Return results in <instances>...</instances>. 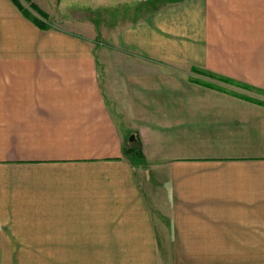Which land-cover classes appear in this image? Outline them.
<instances>
[{
  "label": "crops",
  "instance_id": "0c3cea01",
  "mask_svg": "<svg viewBox=\"0 0 264 264\" xmlns=\"http://www.w3.org/2000/svg\"><path fill=\"white\" fill-rule=\"evenodd\" d=\"M30 1L45 12L50 0ZM187 13L156 5L108 37L180 72L144 75L120 122L91 38L47 20L41 29L0 0V264L5 254L83 264L77 254L172 253L189 264L188 254L264 253V87L235 79L225 58L142 51L191 42ZM195 70L224 85L182 77Z\"/></svg>",
  "mask_w": 264,
  "mask_h": 264
},
{
  "label": "rangeland",
  "instance_id": "374dc122",
  "mask_svg": "<svg viewBox=\"0 0 264 264\" xmlns=\"http://www.w3.org/2000/svg\"><path fill=\"white\" fill-rule=\"evenodd\" d=\"M17 1L27 11L29 10L31 16L43 22L47 20L52 26L61 30L65 29L91 38L98 59L97 68L103 93L113 112L118 114L116 119L120 122L126 121L127 118L131 121L128 100L136 99L137 83L144 75L147 82H152L154 74L158 77L161 72L158 71L159 69L173 75L180 73L160 62L139 60L131 55L139 51L137 48L117 46L111 42V38L108 39L113 31L115 34L120 27L133 25L139 17L148 16L149 9L156 5L171 4L177 6L178 10L187 8V17L189 20L192 19L190 22L192 39L189 38L188 41L191 42L183 45H146L142 51L155 50L188 53L203 58L206 55L210 58L214 56H218L217 59L225 58L230 61L228 64L234 65L230 72L238 73L235 79L246 84L250 83L249 86L253 88L264 87V0H140L142 3L135 0H111L114 3L110 7L107 6V0H50L46 2L45 12L37 6L39 12L33 10L30 0ZM94 32L97 33L94 35ZM231 54H235L236 57ZM182 73L184 72H181V75ZM202 73L195 70L194 74L182 75V77L191 78L194 82L222 84L218 83L217 78L213 80L211 76ZM129 90L132 93H128ZM252 92L257 94L259 91L252 90ZM120 132L126 141L132 140L133 136L125 128V124L120 126ZM128 153L130 156L136 154ZM65 255L63 261L66 262L62 261V263L73 264L74 254ZM77 255L82 256L83 264H108L105 258H108L109 262H114L113 264H132L131 260H135V264H175L174 262L181 264L186 261L185 254L172 253ZM187 256L189 264H264V253H208ZM4 260H7L4 264L61 262L59 254H5Z\"/></svg>",
  "mask_w": 264,
  "mask_h": 264
},
{
  "label": "trees",
  "instance_id": "16d2710c",
  "mask_svg": "<svg viewBox=\"0 0 264 264\" xmlns=\"http://www.w3.org/2000/svg\"><path fill=\"white\" fill-rule=\"evenodd\" d=\"M11 1L18 7L19 11L24 17L31 20V22H33L36 26H38L41 29L47 28V25L45 24V22L41 21L39 18L31 16L30 13L28 12L29 10L27 11V9H25L17 0H11ZM30 5L32 6L33 10H36L37 12H39L37 10L38 8L36 7V5H34L33 3Z\"/></svg>",
  "mask_w": 264,
  "mask_h": 264
}]
</instances>
